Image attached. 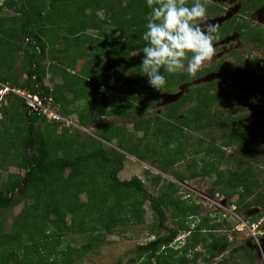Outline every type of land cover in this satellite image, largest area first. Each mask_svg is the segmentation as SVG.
<instances>
[{
	"label": "trees",
	"instance_id": "obj_1",
	"mask_svg": "<svg viewBox=\"0 0 264 264\" xmlns=\"http://www.w3.org/2000/svg\"><path fill=\"white\" fill-rule=\"evenodd\" d=\"M248 2L255 5L263 3L264 0H249ZM248 2L243 3V11L247 9L249 11L252 7ZM2 5L16 14L6 20H1L0 25L8 23L10 26L6 29L10 34L9 42L14 48H24V72L27 78L21 80L19 87L41 101L53 96L57 99L55 92L58 91L60 85L48 88L44 85L43 79L47 70L54 76L68 77L69 74L66 71L70 62L68 61L66 66L61 63L60 59L65 57L67 60L68 48H72V53H79V57L84 58V51H87L84 50V46L87 44L94 47L96 57L106 53L108 45H113L112 51L121 53L124 57H129L128 54L132 52L138 53L136 58L125 59L124 70L129 69L131 65L139 66L141 63L143 53L139 51L145 44L141 35L145 30V17L150 11L146 0H3L0 7ZM213 8V4L208 5L210 17L221 15L220 8ZM99 11L103 12L101 18L97 14ZM231 22H236L238 25L235 17L227 19L218 27L219 34L220 30L226 34L232 31ZM52 28L56 30L53 31ZM49 30L53 33H49ZM60 30L64 33L63 36H60ZM88 30H95L96 34L90 36L87 33ZM58 38L63 39L64 46L62 43L61 48L57 47ZM47 46L48 49H46ZM46 55L52 60L45 66L41 64L40 59ZM89 55L93 56L91 53ZM68 56V59L74 61L73 54L69 53ZM5 60V58L2 59L3 62ZM13 63L14 58H11L6 65L0 64V68L9 72ZM243 66L244 64L239 63L218 69L223 72L224 69L228 70L226 74L231 75L243 72ZM8 72L2 74L0 81L9 80ZM82 72H86L88 79L92 76V67L89 70V64L85 63ZM222 77L219 76L218 80L205 85L190 87L180 102L194 100L188 108L182 109L183 111L180 110V102L170 105L164 120L160 122L165 129L166 125H169L168 119L171 121L179 117L177 121L179 125H175L170 131L159 128V136L163 139L162 148L174 144V147L166 152V157L172 162H177L185 158L187 145H191V136L189 139L188 134L183 133V129L205 132L209 130L210 142L205 146L200 140L193 144L198 146L193 151L198 154L196 156L203 171L196 169L194 171L189 165L190 174L177 173L176 176L185 179V177H195L201 173L211 175L215 172L217 181L214 186L217 185L218 189L227 195L237 193L236 204L238 206L243 200H248V205L260 203L264 211V196L259 190L257 175L245 160V157L254 152L253 142L256 141L258 134L264 131V113L258 119L249 122L241 132L237 130V127H233L229 133L220 138L221 142L217 144L214 131L225 129L224 124L227 121L219 119L217 114H210L208 104L215 103L226 108L231 104L233 97L229 92L214 89L218 81H224ZM176 79L178 80L170 83L173 88H169L168 84L165 86V88L168 87L166 90L173 91L176 87L174 83L190 81L192 78L184 72L169 76V80ZM79 83H81L80 75L74 74L70 76L69 83L66 79L64 86L76 93L75 86ZM211 87L214 89L212 93L210 92ZM75 96L77 97L78 94ZM16 100L23 126L20 132L18 131L20 136L16 143L18 156H16L15 163L25 173L22 176L16 175L13 179L10 178L0 186V210L13 208L20 200H23L26 205L13 216L11 230L3 231L0 222V264H11L12 260H16L14 250L9 251L5 247L13 245L18 240L22 247L27 246L36 236L40 238V241H46L54 233L47 230L54 228L56 230L61 228L67 233L89 235L86 244L77 250H71L72 254L69 253L70 261H68L73 262L75 258L88 252L95 243L102 241L103 231L139 222L143 213L141 209L143 202H148L157 212L159 227L164 228L163 223L166 217L161 206L172 200L171 185H169V194L153 197L147 192L140 178L120 180L118 171L124 161L123 154L112 148L104 150L100 140L81 141L78 134L70 135L66 130L56 135L57 129L54 125L50 127L44 124L46 127L43 130L41 127L37 128L39 114L36 111L27 112L31 110V106L25 104L21 98L16 97ZM123 107L117 110H122ZM62 112L69 113L70 110L66 109ZM84 118L82 114L79 115L82 123H84ZM13 119L15 120L14 116ZM95 121L93 120L92 123L95 124ZM148 123L149 121L138 120L134 124L136 128H141ZM112 127L114 125L100 130V138L111 141L113 137H118L116 127ZM9 135L8 130L2 134L0 147L4 143L3 153H6L10 146L7 140ZM118 143L121 145L122 142ZM233 145L243 158H227L226 155L219 153L220 147ZM163 153L157 156L163 157ZM216 162L234 163L235 171L222 175L216 171ZM156 180L157 183L158 178ZM81 194L85 195V200L80 199ZM187 210L181 207L183 216L187 215ZM68 215L70 216L69 224L64 223ZM255 218L253 219L256 220ZM200 221L203 222L196 224L187 235L182 247H174L179 231L185 228L181 222L175 227L164 228L166 229L165 234L157 233L146 243L137 245L135 247L137 255L144 256V264H187L191 259L188 257V252L199 243L207 248V256L203 259L205 264H210L227 249L226 234L215 235L213 232L222 227L225 221L217 222L213 226L207 225L209 222L206 218ZM205 226H207V232L202 230ZM19 229L23 232H18ZM22 236L26 237L27 243L21 242ZM28 252L31 255L32 252ZM197 255L198 252H193L194 257ZM248 257L251 260L254 259L249 251ZM225 260L216 264H224ZM39 261L36 263L35 259H31L27 264H39Z\"/></svg>",
	"mask_w": 264,
	"mask_h": 264
},
{
	"label": "rangeland",
	"instance_id": "obj_2",
	"mask_svg": "<svg viewBox=\"0 0 264 264\" xmlns=\"http://www.w3.org/2000/svg\"><path fill=\"white\" fill-rule=\"evenodd\" d=\"M233 1L235 0H212L210 4H213L214 8L217 6V8L221 9L219 13H223V6L225 10L230 8L228 9L229 12L226 11L217 17H211L213 23L218 26L234 14L235 3L233 4ZM3 6L0 7V21L16 14L13 10ZM97 14L101 18L103 12L99 11ZM260 14H264V10ZM256 16L258 18L259 15H254L252 19H255ZM248 23L250 24L251 22L248 21ZM253 23L258 27L260 26L255 21ZM9 26L8 23L0 25V64L6 65L11 58H14L13 67L9 72L0 68V78L6 72H8L9 76L7 82L0 81V142L2 134L6 133V130L10 134L7 139L10 142L8 151L3 153L5 150L4 143L0 147V186L10 178L13 179L16 175L22 176L25 173L15 163L16 156H18L16 143L20 136L18 131L20 132V128L23 126V120L20 118L21 114L17 107L16 97H18L25 104L32 106L30 107L31 110L27 112L36 111L39 114L40 118L36 123L37 128L40 129L41 127V130H43L46 127L44 124L50 127L54 125L57 129L56 135L66 130L70 135L78 134L81 141L100 140L104 150L112 148L123 154L124 161L118 171L120 180H128L132 177L140 178L147 192L153 197L169 194V185H171L172 200L163 203L161 206L166 217L163 227L166 229L172 228L181 222L185 225L184 230L179 231L174 247L180 248L183 246L187 235L194 229L196 224L203 222L200 221L202 218H206L209 222L207 225L210 226L224 220L223 226L213 232L215 235L226 234L228 239L227 249L210 264H216L224 259H226L224 264H264V238L259 236L255 240L248 233V229L244 228L247 231L245 232L238 231L236 228L241 222H258L260 218L264 219L262 205L260 203L248 205V200H243L240 202L241 204L239 203L240 208L236 204L237 193L227 195L220 191L217 185L214 186L217 181L215 172L211 175L201 173L195 177H185V179L176 176L177 173L190 174L189 165L194 171L195 169L200 172L203 171L196 156L198 154L193 151L198 146L193 144L200 140L205 146L211 141L210 131L205 132L184 128L183 133L188 134L189 139L191 136V145H187L185 158L177 162H172L166 157V152L173 148L174 144L162 148L163 139L159 136L160 127L163 130L170 131L175 125H179L177 123L179 117L171 121L168 119L169 125H166L165 129L160 122L164 120L166 112L171 107L170 105L179 103L183 93L185 94L189 87L194 88L211 83L218 80L219 76H225L222 77L224 81H218V85L214 86V89L223 92H228L229 90V92L236 93L237 98H233L227 108L215 103L208 104L210 114H217L219 119H226L227 121L224 124L225 129L214 131L217 144L221 142L220 138L230 132L233 127H237V130L241 132L249 122L261 117L264 113V80L260 82L258 80H248L247 77L243 78L242 75L231 76L228 74L229 77L226 72L217 71L220 63H216L222 57L221 61L226 63L227 66L238 62L244 63L245 61L248 62V59L253 60V58L264 56V52H250L247 42L244 39L242 40L244 36L241 35L239 37L238 34L231 33L227 40L224 39L216 44V56L212 61L204 65L199 72V76L193 78L189 83H174L179 85L174 88L176 91L171 93L165 91L168 87L161 92L150 88L146 83L147 78L143 76L140 65L136 67L131 65L129 69L126 68L124 70L123 63L125 59L136 58L138 56L137 52H132L128 54L129 57H124L121 53L118 54L112 51L113 45H108V51L96 57L94 47L87 44L84 46V50L86 49L87 51H84L85 55L82 58L79 57V53H72L73 49L68 48L67 57L69 58V53L73 54L74 61L68 58L66 60L65 57L60 56L62 64L66 65L68 61L70 62L66 71L69 74L68 77L54 76L47 70L43 79L44 85L48 88L60 85L58 91L55 92L57 99L54 96L49 97L38 104L33 101L31 95L22 91L19 87L21 80L27 78L23 62L24 48H14L9 42L10 34H8L6 29ZM52 30L55 31L56 29L52 28ZM49 33L53 32L49 30ZM87 33L90 36H94L96 31L88 30ZM59 34L60 36L64 35L62 30H60ZM57 42V47L61 48L63 39L58 38ZM46 49H48V46ZM231 50L237 52V56H234V53L231 54ZM90 53L93 55L92 57L89 55ZM47 55L40 59L41 64H45V66L50 64L52 60ZM3 58L6 59L4 62L2 61ZM85 63L89 64V70L92 67V76L88 79L86 78L88 76L86 72H82ZM181 72L186 73V70ZM74 74H78L81 77V83L75 86L77 89L76 93L64 86L66 79L69 83L70 76ZM177 80H169L168 76L166 85L169 84V88L172 89L173 85L171 86L170 83ZM214 89L211 87L210 92H214ZM21 94H24V96ZM77 94L78 96L76 97L75 95ZM193 100L191 99L185 103L182 100L180 102V110L183 111L182 109L188 108ZM122 106H124L122 110H117ZM66 109L70 110V112L63 113L62 110ZM80 114L85 117L84 123L79 119ZM229 118L231 120H228ZM93 120H96L95 124L92 123ZM138 120L149 121V123L141 128H136L134 123ZM111 125L116 127L115 130L119 136L113 137L111 141L100 138L99 131L111 127ZM119 141L122 142L121 145L118 143ZM261 145H264V131L258 134L256 141L253 142L254 152L245 157V160L255 170L259 181V190L264 196V147H261ZM3 147L4 150L2 151ZM162 152H164V156L158 157L157 154H162ZM219 153L226 155L227 158L242 157L234 145L220 147ZM215 165L216 171L222 175L235 171L234 163L216 162ZM157 178L158 182L156 183ZM169 198L171 199L170 195ZM80 199L85 200V195L81 194ZM249 200L251 201L250 198ZM25 205L26 203L20 200L17 201L15 207L0 210V222L3 231L11 230L13 216L19 213ZM181 207L188 209L187 215L183 216ZM141 209L143 213L139 222L103 231L102 241L95 243L88 252L75 258L73 262H69V253L72 254L71 250H77L86 244L89 240L88 234H72L65 232L61 228L58 230L54 228L47 230L54 233L46 241H40V238L36 236L30 242L28 241L27 246L22 247L18 240L13 245L5 248L9 251L10 249L14 250L13 254L16 260H12L11 264H27L31 259H35L36 263L41 260L39 264H144V256L139 257L135 247L146 243L157 233L165 234L166 229L159 227L157 212L148 202H143ZM69 220L70 216L68 215L64 219V223L69 224ZM202 230L207 232V226ZM18 232L23 231L19 229ZM25 238L22 236V243H27ZM28 251L32 252L31 255ZM248 251L253 254V260L248 257ZM193 252H198V255L194 257ZM207 253L205 246L199 243L196 244L188 252V257L191 259L187 264H205L203 258L207 256Z\"/></svg>",
	"mask_w": 264,
	"mask_h": 264
},
{
	"label": "clouds",
	"instance_id": "obj_3",
	"mask_svg": "<svg viewBox=\"0 0 264 264\" xmlns=\"http://www.w3.org/2000/svg\"><path fill=\"white\" fill-rule=\"evenodd\" d=\"M211 2L146 0L150 11L141 35L145 44L139 52L143 53L140 66L150 88L163 91L168 76L184 70L189 77L196 78L216 56V44L222 37L208 12ZM260 220V227L264 228V219Z\"/></svg>",
	"mask_w": 264,
	"mask_h": 264
},
{
	"label": "flooded vegetation",
	"instance_id": "obj_4",
	"mask_svg": "<svg viewBox=\"0 0 264 264\" xmlns=\"http://www.w3.org/2000/svg\"><path fill=\"white\" fill-rule=\"evenodd\" d=\"M248 1L249 0H235V1H233V4L235 3V11L233 12L234 14L232 13L233 15L231 17H229L228 19L235 17V19L238 20V25L236 24V22H234V23L231 22L233 29H232V31H230L227 34L224 33L223 30H220V36L222 37L220 41H222L224 39L227 40L228 37L231 36V33H234L235 35L238 34L239 37H241V35H243L244 37L242 38V40L244 39L247 42L249 49L251 50L250 52H255V53L259 52V51L264 52V14H260L264 10V7H263L264 2L263 3L260 2L259 4L257 3L255 5H253L252 2H248ZM244 2H248L249 5H252V7H250L249 11H248V9L245 11L242 10V5ZM215 7H217V6H215ZM228 9H230V8H228ZM228 9L225 10V7L223 6V10H222L223 13H225L226 11L229 12ZM223 13H220V14H223ZM256 14L259 15L258 18L256 16L255 19H252L253 16ZM211 17H217V15L211 16ZM248 21H250L251 23L249 24ZM253 21H255L260 26L259 27L256 26V24L253 23ZM220 25L221 24H219L218 27ZM238 26H241V27H238ZM238 49H240V48H238ZM233 53H234V56L235 55L237 56V54H236L237 52H234V50H231V54H233ZM262 57H264V56H261L260 58H253V60L248 59V62L245 61L244 63L238 62L237 64H239V63L244 64V66H243L244 71L240 72V73L236 72L235 74L233 73V74H231V76L232 75H242L243 78L247 77L248 80H258L261 82L262 80H264V58H262ZM222 59H223V57L218 60L219 62L216 63V64L220 63L219 69L224 67V66L230 67L232 65V64H229V66H227L226 63L221 61ZM236 60H238V58H236ZM236 60H235V62H236ZM256 61H257V65H256ZM219 69L217 71H219ZM224 72H228V70L224 69ZM205 73H207V72L205 71ZM191 80H190V82H191ZM182 82L189 83V81H181V83ZM178 83H180V81H178ZM178 83L176 84V88L179 85ZM189 88H188V90H189ZM188 90L186 91V93L188 92ZM165 91L173 93L176 91V89L173 91H168V90H165ZM228 92H229V90H228ZM229 94L233 95L232 99L237 98L236 93L229 92ZM183 95H184V93H183ZM223 108H225V107H223Z\"/></svg>",
	"mask_w": 264,
	"mask_h": 264
},
{
	"label": "built area",
	"instance_id": "obj_5",
	"mask_svg": "<svg viewBox=\"0 0 264 264\" xmlns=\"http://www.w3.org/2000/svg\"><path fill=\"white\" fill-rule=\"evenodd\" d=\"M21 95L24 96V94H21ZM32 98H33V101H35V103H38L39 104V103H42L43 102V101L39 100L37 97H35V96L34 97L32 96ZM260 223H261V220H259L258 222H250V223H248V222H246V223L241 222L240 224L238 223L239 225L237 224L238 226L236 228L238 229V231H245L244 228L248 229V233L255 240H257L259 236L260 237L264 236V229H262L260 227ZM245 232H247V231H245Z\"/></svg>",
	"mask_w": 264,
	"mask_h": 264
}]
</instances>
